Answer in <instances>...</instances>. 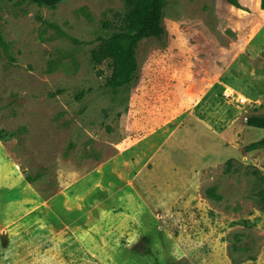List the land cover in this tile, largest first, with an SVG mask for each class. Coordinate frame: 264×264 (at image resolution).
I'll use <instances>...</instances> for the list:
<instances>
[{
    "label": "rangeland",
    "instance_id": "obj_1",
    "mask_svg": "<svg viewBox=\"0 0 264 264\" xmlns=\"http://www.w3.org/2000/svg\"><path fill=\"white\" fill-rule=\"evenodd\" d=\"M235 1L164 0L166 36L112 93L91 51L122 0H0V264H216L261 242L264 0Z\"/></svg>",
    "mask_w": 264,
    "mask_h": 264
},
{
    "label": "trees",
    "instance_id": "obj_2",
    "mask_svg": "<svg viewBox=\"0 0 264 264\" xmlns=\"http://www.w3.org/2000/svg\"><path fill=\"white\" fill-rule=\"evenodd\" d=\"M238 8L235 0H226ZM125 13L122 27L107 37L98 39L91 51L94 64L108 62L111 74L105 82L110 92L129 91L135 84L138 74L137 50L140 43L148 39L162 40L166 36L163 24L164 0H122ZM39 5H41L39 3ZM0 45L6 43L0 36ZM248 127L264 130V116H250L246 119ZM12 134L0 130V141L4 142ZM264 149V137L245 147L246 152ZM31 181L29 177H26Z\"/></svg>",
    "mask_w": 264,
    "mask_h": 264
},
{
    "label": "crops",
    "instance_id": "obj_3",
    "mask_svg": "<svg viewBox=\"0 0 264 264\" xmlns=\"http://www.w3.org/2000/svg\"><path fill=\"white\" fill-rule=\"evenodd\" d=\"M262 215L264 216V213ZM212 236V232L207 233V239L210 240ZM253 237L257 238L261 242L253 246L247 245L249 238L240 236L237 239L234 238V240L240 241L237 243L236 247H233L232 249L229 242L228 245L230 249L227 247V242L222 243V245L217 244L216 257H218V259L216 260V264H264V230L254 234ZM221 250H223L222 253L220 252ZM199 256L201 257V254ZM194 261V259H191V262Z\"/></svg>",
    "mask_w": 264,
    "mask_h": 264
},
{
    "label": "built area",
    "instance_id": "obj_4",
    "mask_svg": "<svg viewBox=\"0 0 264 264\" xmlns=\"http://www.w3.org/2000/svg\"><path fill=\"white\" fill-rule=\"evenodd\" d=\"M224 96L226 97L227 100L231 101L232 99H235L237 102H239L240 104H247V100L245 98H242L241 96H238L236 98L235 94L230 91L229 88H227L225 91H224ZM246 121V119H245Z\"/></svg>",
    "mask_w": 264,
    "mask_h": 264
}]
</instances>
